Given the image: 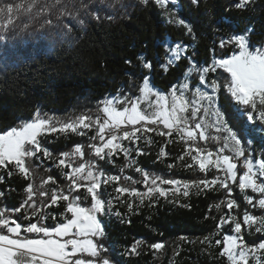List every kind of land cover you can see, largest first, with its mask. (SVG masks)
<instances>
[{
  "label": "snow or ice",
  "instance_id": "1",
  "mask_svg": "<svg viewBox=\"0 0 264 264\" xmlns=\"http://www.w3.org/2000/svg\"><path fill=\"white\" fill-rule=\"evenodd\" d=\"M152 2L166 10L169 23L192 33L186 19L168 11V6L178 0ZM140 3L147 6L149 0ZM192 3L198 4L199 0ZM249 3L250 0H238L235 7L244 9ZM69 4L72 0H0V33L6 36L18 27L27 30L36 21H42L41 27H55L79 15V11L69 10ZM72 7L75 9L74 4ZM80 7L92 18L101 19L96 11L89 10V4L82 2ZM63 26L71 31V19ZM230 45L236 51L227 57H214L204 65L187 56V45L176 43L167 48L168 55L161 65L164 71L182 58L188 60L182 79L167 92L156 88L146 76L138 95L121 92L106 97L98 102L96 113L88 110L61 120L37 108L30 120L0 133V168L8 170L9 177L15 172L29 181L19 206L0 205V264H120L115 256L107 255L109 248L101 242L106 235L101 217L109 213L124 216L116 208L117 203L126 204L128 212L133 213L134 206H145L147 202L152 207L160 198L180 203L177 198H188L193 188L199 195L217 185L226 190L225 199L210 205L208 211L213 208L219 211L224 205L227 213L220 216L215 234L221 235L225 225H232L233 233H225L222 240L214 241L216 246L223 243L219 256L227 264H264V239L250 244L242 233L243 225L264 235V215L245 209L241 222L232 211L240 205L232 198L231 187H238L247 205L264 210V156L252 155L256 134L264 137V44L257 46L247 34L240 33L219 40L221 49ZM140 59L146 69L152 68L151 62ZM218 69L227 75H209L216 74ZM221 91L233 102L232 123L219 103ZM149 134L166 138L157 159L169 155L165 150L168 144L182 143L184 150L178 159L189 157L192 163L184 167L196 168L205 178H167L142 168L133 153L147 154L140 142L151 147L154 141ZM56 135L87 137V143L74 144L69 151L54 156L46 144L50 143L47 137ZM121 155L125 163L119 174L106 170L107 165H115L113 158ZM45 161L51 162L45 170L54 168L58 170L56 175L40 176L39 169ZM126 169L134 170L139 178L125 175ZM210 171L215 173L211 179L207 178ZM122 180L128 183L123 184ZM136 185H143L144 190ZM249 191L256 195H249ZM4 196L5 192L0 191V198ZM61 202L63 211H50L60 208ZM208 218L206 215L205 219ZM49 219L54 222L52 225L47 223ZM181 239L187 241V237ZM201 243L211 246L213 239L205 237ZM145 244L142 239L135 240L119 255L139 256V249ZM148 247L159 251L164 244L153 243Z\"/></svg>",
  "mask_w": 264,
  "mask_h": 264
},
{
  "label": "trees",
  "instance_id": "2",
  "mask_svg": "<svg viewBox=\"0 0 264 264\" xmlns=\"http://www.w3.org/2000/svg\"><path fill=\"white\" fill-rule=\"evenodd\" d=\"M82 2L89 4V10L96 11L101 19L96 20L81 9ZM237 2L199 0L198 4H193L192 0H180V15L191 24V34L183 27L169 24L164 11L152 0L147 6L140 0H72L75 9L69 4V10L79 11V15L67 18L72 21L71 31L63 26L67 23L65 19L55 27H41L42 21H36L27 30L18 27L6 36L0 33V133L19 126L21 121L30 120L37 108L61 120L88 110L96 113L98 102L106 97L121 92L138 95V88L146 76L156 88L167 92L182 79L188 66L187 58H182L164 71L161 65L168 55L169 43L189 46L187 56L202 65L211 63L214 57H227L236 51L232 45L221 49L219 40L222 37L247 34L251 43L264 44V0H250L244 9L235 7ZM109 16L112 19H108ZM53 19L55 21V16ZM141 57L152 63L151 69L143 66ZM220 74L227 75L219 69L216 74L209 75ZM219 103L232 123L230 96L221 91ZM77 143L86 144L87 139H53L46 146L55 156L69 151ZM85 151L87 159L88 150ZM252 154L256 157L264 155V137L259 132L252 144ZM146 156L140 157L141 167L165 176V168L160 164L153 166L154 158ZM50 166L45 161L39 169L40 176L56 175L58 170L54 168L45 170ZM7 171L0 168V191L5 192L0 205L19 206L29 181L15 172L9 177ZM197 176L204 178L201 173L195 174ZM57 178L63 184V180ZM36 182L39 183V177ZM231 187L234 191L232 197L240 205L237 213L241 220L245 209L252 214L264 215V210L246 204L236 186ZM225 196L226 190L222 189L199 195L195 191L180 203L170 204L159 199L152 207H148L147 202L145 206H134L133 213L128 212L127 205L121 206L119 209L124 216L102 217L106 235L101 242L110 248L107 255L115 256L120 264L164 263L160 254L148 245L163 243L167 255L181 237H211L216 232L220 216L226 214L227 209L221 205L219 211L213 208L209 212V206L220 203ZM62 204L50 211H63ZM182 204L191 207H182ZM206 215L208 219H205ZM138 239L146 241L139 249V256L119 255ZM251 239L257 243L264 237ZM222 248H218L215 260L200 251L180 252L175 264H227L226 259L219 256Z\"/></svg>",
  "mask_w": 264,
  "mask_h": 264
},
{
  "label": "rangeland",
  "instance_id": "3",
  "mask_svg": "<svg viewBox=\"0 0 264 264\" xmlns=\"http://www.w3.org/2000/svg\"><path fill=\"white\" fill-rule=\"evenodd\" d=\"M162 10L164 11L165 16L167 18V22H168L169 17L166 14V10H164V9H162ZM168 11H173L177 15H179L181 18H183L180 15V12H181L180 0H178V3L175 4V5L170 4L168 6ZM169 24H173V23H169ZM173 45L174 44H171V43L168 44L169 47H171ZM150 81H151V78H150ZM151 83H152V81H151ZM89 135H92V133H89ZM149 135H152L154 144L151 147H149L143 141H141L140 142V147L142 149H144V151L147 153L146 155H150V157H153L154 158L155 161L151 159L153 161V163H152L153 166H157V164H160V165H162L165 168V170H166V175L165 176L167 178H176V179H181V180H199V179H202L200 176L195 177V174L198 175L199 173H201L196 168L188 169V168H185L184 167L185 164L192 163V161H191V159L189 157H185V159L183 161H181V160L178 159V157L183 153V150H184V145L182 143H172V144H168L167 145V148L165 150L169 153V155L166 158L157 159V156H158L160 147L165 144V139L166 138L165 137H160V136H155L154 134H149ZM70 137H80V136L69 135L68 138H70ZM59 138H65V137L59 136V135L49 136V137H47V140L48 141H51L53 139L55 140V139H59ZM83 138H86L87 139V137H83ZM125 143H127V142H125ZM146 155H144V156H146ZM133 156L139 162L140 161V157L143 156V155H141V156H135V153H133ZM262 156H264V155L263 154H260L259 156H257V157L254 156V157L261 158ZM113 159L115 160V165L109 164L108 166H111V168L106 167V170H111L113 174H119V168L125 163L124 157L121 155L118 158L117 157H114ZM46 162L51 164L50 161H46ZM101 162H103V161H101ZM170 164L175 165V166L172 167V168H169L168 165H170ZM139 165H140V163H139ZM241 173H242V171H241ZM124 174L125 175H132L134 178H139V174L138 173H135L134 170H132V169H126ZM201 174L205 178L204 173H201ZM214 174L215 173L213 171H210L208 173L207 178L211 179ZM122 181H121V183H123ZM127 183L128 182L125 181V184H127ZM233 186H236V185H233ZM112 187H114V186H112ZM112 187H110L108 189L109 192L112 191ZM136 187H138L141 191L144 190L143 189V185H136ZM236 188H237V191H238L237 193L243 197L244 194L239 191V189H238L237 186H236ZM218 189H221L219 187V185H217V187L215 188V190H218ZM222 190H224V189H222ZM195 191H196V189L193 188L192 191H191V193L192 192H195ZM232 192L234 194V191L233 190H232ZM248 194L249 195H256V194L251 193L250 191H249ZM183 198L184 197L180 196L177 199H179V201L181 202V200ZM124 199H128V197L125 196ZM160 199L165 200L164 198H160ZM170 199H171V197H170ZM165 201H167L168 203L171 204V202H169L168 200H165ZM61 203H63V202H61ZM62 205H64V204H62ZM124 205H126V204L117 203L116 204V208L119 209V208H121V206H124ZM251 208H252V206H251ZM113 211H115V209H113ZM119 211H120V209H119ZM232 211H233V213L235 215L238 216L237 209H233ZM58 212H61V211L58 210ZM102 217H107L109 219V218L115 217V215L109 213V214H106V215H104ZM102 217H101V219H102ZM241 222H242V220H241ZM47 223L49 225H52L54 222L51 219H49L47 221ZM102 223L104 224L103 220H102ZM104 228H105V225H104ZM231 228H232V225H225V227H224L223 232L221 233V235H216L215 234L216 232H215L211 237H209V238H212L213 239V244L211 246L209 244H207V243H201V241L204 240L202 238H200V239H197V238H188L187 241L180 239L179 242H178V244H176V245H174V246L171 247L170 252H168L167 255H166L165 246H164L163 249H161L159 251L155 250L162 257V261L165 260L164 263L160 262L159 264H175L176 257L178 256V255H176L177 251L179 253L180 252L181 253H183V252H185V253H191V252H198V251H200L201 253L203 252V253L208 254V255L210 254V256L212 257V260H215V257L214 256H215L218 248L220 246L223 247V243L221 245H219V246H216L215 243H214V241L216 239H221L222 240V236L225 233H227V234H233L231 232ZM242 233L244 235L245 241H247L250 244L253 243V241H252L251 238H256V237L259 238V236H263L264 237V235L256 233L255 230H254V228L251 231H249L247 229V227L246 226H243V225H242ZM188 241H194V243H190ZM106 247H108V246H106ZM110 252L111 251L109 250V253Z\"/></svg>",
  "mask_w": 264,
  "mask_h": 264
}]
</instances>
